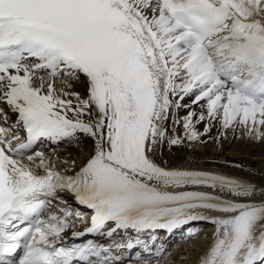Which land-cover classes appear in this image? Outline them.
<instances>
[{
	"label": "snow or ice",
	"instance_id": "snow-or-ice-1",
	"mask_svg": "<svg viewBox=\"0 0 264 264\" xmlns=\"http://www.w3.org/2000/svg\"><path fill=\"white\" fill-rule=\"evenodd\" d=\"M0 105V264H162L158 231L200 222L199 264H264V185L162 153L264 141V0H0Z\"/></svg>",
	"mask_w": 264,
	"mask_h": 264
},
{
	"label": "bare ground",
	"instance_id": "bare-ground-1",
	"mask_svg": "<svg viewBox=\"0 0 264 264\" xmlns=\"http://www.w3.org/2000/svg\"><path fill=\"white\" fill-rule=\"evenodd\" d=\"M57 87H60L57 84ZM71 91H79L82 95L85 91V86L81 82H73V87ZM4 107V105H1ZM7 111V108H5ZM184 113L182 112L181 115ZM15 120V115L10 114L9 123ZM6 125L3 124L1 120L0 126ZM8 127V125H6ZM199 131H203L202 125H197ZM180 132H183V129H180ZM219 127H214L212 132L207 136L201 137L202 140L207 141L206 143L200 142H187L178 147L173 148L171 152L168 150L167 145L162 149L163 158L169 161L170 165H180L186 161L197 162L200 167L211 168L215 171L225 173L226 175L233 176L236 179H243L255 183L256 185H264V141L256 142L250 141L247 138L235 139L231 132L228 133L227 138L221 137L219 142L214 138L219 135ZM15 134V133H14ZM23 133L21 132V136ZM55 144H43L40 146L39 150L45 151L46 154L52 155L54 153H60L61 155H69L76 157L80 160H84L91 152V143H85L81 148H76L74 145H67L63 149H58ZM84 153L86 154H82ZM232 155L238 157V163H233ZM80 163H83L80 162ZM240 165L241 167H236ZM65 198L71 202L73 198L67 194H63ZM73 203V202H72ZM208 233L205 235H199L195 238L194 242L190 241L189 243L184 244L183 250L184 254L188 256H194L193 260L184 259L186 264H199V259L203 253L207 250L209 244L212 242L211 233L213 229L208 225H205ZM80 230V229H76ZM207 236V238H205ZM206 239L207 241H203ZM176 249V248H175ZM180 249V248H179ZM197 255H195V253ZM167 261V260H166ZM170 261V260H169ZM164 264H168L165 262Z\"/></svg>",
	"mask_w": 264,
	"mask_h": 264
},
{
	"label": "rangeland",
	"instance_id": "rangeland-1",
	"mask_svg": "<svg viewBox=\"0 0 264 264\" xmlns=\"http://www.w3.org/2000/svg\"><path fill=\"white\" fill-rule=\"evenodd\" d=\"M65 146H67V145L60 146V147H58V149H63ZM82 152H83L82 154H86V153H84V151H82ZM232 158H233V161H234L233 163H236L237 164L238 163V161H237L238 157L236 155H232ZM82 161L83 160H80V162H82ZM192 240H194V239H192ZM192 240H190V241H192ZM190 241H188L187 243H189ZM194 241H196V240H194ZM194 241H192V242H194ZM203 241L206 242L207 240L204 239ZM181 246H184V244H181ZM183 248L180 247V249H178L177 252L174 254V256H173L174 259L173 258H170L171 259L170 261L174 262V264H186L184 262V259L185 258L190 259V260H193L194 259V256H188V255L184 254L185 251L183 250ZM195 255H197V254L195 253Z\"/></svg>",
	"mask_w": 264,
	"mask_h": 264
}]
</instances>
